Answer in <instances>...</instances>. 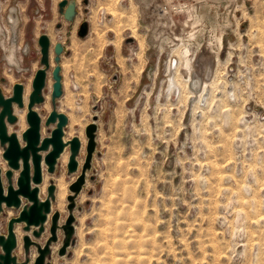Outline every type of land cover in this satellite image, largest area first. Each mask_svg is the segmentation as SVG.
<instances>
[{
    "label": "rangeland",
    "instance_id": "obj_1",
    "mask_svg": "<svg viewBox=\"0 0 264 264\" xmlns=\"http://www.w3.org/2000/svg\"><path fill=\"white\" fill-rule=\"evenodd\" d=\"M60 1L0 0L4 92L17 82L31 92L41 67L38 39L47 33L51 70L37 107L42 133L55 126L45 120L54 108V44L61 42L63 95L56 108L69 119L65 139H82L76 172L68 170L69 146L54 173L43 171L41 196L53 182L56 199L39 237L16 225L18 260L35 264L38 246L26 252L24 236L43 246L55 211L59 226L66 223L70 186L87 155L86 127L95 122L97 147L73 211L75 240L60 255L59 227L51 264H264V0H76L73 20ZM177 1L196 6L188 27V11L159 10ZM83 22L89 28L82 37ZM195 22L202 25L190 35ZM214 32L225 34L217 54ZM19 45L28 46L22 57ZM15 51L18 65H10L6 57ZM26 117L12 130L21 134ZM17 214L5 208L0 234Z\"/></svg>",
    "mask_w": 264,
    "mask_h": 264
},
{
    "label": "water",
    "instance_id": "obj_2",
    "mask_svg": "<svg viewBox=\"0 0 264 264\" xmlns=\"http://www.w3.org/2000/svg\"><path fill=\"white\" fill-rule=\"evenodd\" d=\"M59 6L68 20H73L77 13L76 0H61ZM89 24L83 22L80 26L79 35L88 33ZM133 41V39H129ZM38 43L41 51V67L36 71L32 90L25 98V84L17 82L13 85L12 93L6 95L0 86V145L3 149L2 156L7 161L8 168L0 165V215L5 208H13L18 211L17 216L11 217L8 222L6 234H0V264H25L18 260L14 253L18 247V234L16 225L23 224V229L32 231L33 235L39 237L45 230L46 222L52 213V203L56 199V184L51 182L48 186V194L45 198L40 195L41 185L44 181V166L49 173H54L56 165L66 147H70L68 170L76 172L80 162L78 155L82 148L80 137L75 136L70 140L65 139V126L68 124V116L59 112L56 108V100L63 95V76L61 56L65 51V44L58 42L54 44L56 65L52 69L54 79L52 89L53 109L45 120L46 126L55 125L50 129V134L44 136L43 118L37 110L38 105L45 102V88L48 83V74L51 70V48L52 41L47 33L39 36ZM26 111V122L28 128L20 134L18 131H10V126L18 123L19 117L15 108ZM88 137L87 155L81 174L70 186L72 193L68 196L69 216L66 223L59 226L60 213L55 211L51 220V237L42 246L35 242L30 234L24 236V247L26 252L32 244L38 246L39 255L35 264H51L48 255L51 253L52 242L58 239L57 231L62 227L65 231V239L60 250V255L67 253L68 247L74 243L76 197L86 182V174L91 168L94 152L96 151L97 125L92 122L86 127ZM16 173L18 175L16 176ZM34 228V229H33Z\"/></svg>",
    "mask_w": 264,
    "mask_h": 264
},
{
    "label": "built area",
    "instance_id": "obj_3",
    "mask_svg": "<svg viewBox=\"0 0 264 264\" xmlns=\"http://www.w3.org/2000/svg\"><path fill=\"white\" fill-rule=\"evenodd\" d=\"M172 2L174 0H171ZM197 2V1H196ZM169 4L167 2L160 4L159 5V10L160 12H163L164 14H167L168 12L172 11L173 13H181L183 11H188L189 13V17L187 18V21L185 23L184 26L188 27L190 26L188 23L191 22V24L195 21V17L197 16V11H196V6L193 3H188V2H181V1H177V3L171 5L169 8ZM173 18V17H171ZM11 21V20H10ZM202 24L200 22H195L191 28H195L193 32H191L190 35L196 34L199 32L200 30V26ZM214 37L211 38L210 44L212 45L211 51L212 53H220V51L223 49V39H224V32H220L219 35H216L217 32H214ZM8 38L10 39V35L8 36ZM12 41L13 43H15L17 41L16 36L12 37ZM18 52L21 53L20 56L22 57V54L24 52L27 53L28 52V46L25 45H19L18 47ZM16 54V51L11 53V55L9 57H6L8 63L10 65L14 64V65H18L17 63H15L16 60H18ZM187 56H189V54H187ZM172 63L174 62V64H176L177 59L176 58H171Z\"/></svg>",
    "mask_w": 264,
    "mask_h": 264
},
{
    "label": "bare ground",
    "instance_id": "obj_4",
    "mask_svg": "<svg viewBox=\"0 0 264 264\" xmlns=\"http://www.w3.org/2000/svg\"><path fill=\"white\" fill-rule=\"evenodd\" d=\"M189 50L187 49V52H188ZM169 87L172 89V87H175V80H174V78H171L170 79V81H169ZM176 90V89H175ZM30 91V86H27V88L25 89V93L26 92H29ZM26 98V97H25ZM27 101V100H26ZM17 110V107L15 108V111ZM16 114L18 115L17 117H19V121H18V123H17V125L16 126H19V122H20V120L21 121H23L24 120V117H25V115H26V111H25V113H24V111H22L21 110V112H18L17 113V111H16ZM17 131V130H16ZM19 132V131H18ZM82 140V139H81ZM68 147H66V149H65V151L62 153V155H61V157L59 158V160L60 159H66L67 158V155H68ZM3 164V163H2ZM5 164V163H4ZM6 165V164H5ZM44 171H45V164H44ZM44 182V181H43ZM62 182V181H61ZM43 184V183H42ZM63 185V184H62ZM40 195H41V192H40ZM42 197V196H41ZM49 219H50V216H49ZM49 219H48V221H49ZM47 221V222H48ZM46 222V223H47ZM16 232L18 233V230H16Z\"/></svg>",
    "mask_w": 264,
    "mask_h": 264
},
{
    "label": "crops",
    "instance_id": "obj_5",
    "mask_svg": "<svg viewBox=\"0 0 264 264\" xmlns=\"http://www.w3.org/2000/svg\"><path fill=\"white\" fill-rule=\"evenodd\" d=\"M20 5V4H19ZM19 9L17 8V7H13L12 8V11L14 12V13H16L17 11H18ZM21 10L23 11V10H25V8H22V6H21ZM13 12H12V14H13ZM21 14H22V12H21ZM10 19V18H9ZM12 22L14 21V19H10ZM5 76V75H4ZM6 77V76H5ZM6 79H7V77H6ZM28 92H26L25 93V97H26V100L28 99ZM12 126H10V131H12V128H11ZM26 128H28V125L23 129V130H25ZM22 130V131H23ZM43 166H44V164H43Z\"/></svg>",
    "mask_w": 264,
    "mask_h": 264
},
{
    "label": "flooded vegetation",
    "instance_id": "obj_6",
    "mask_svg": "<svg viewBox=\"0 0 264 264\" xmlns=\"http://www.w3.org/2000/svg\"><path fill=\"white\" fill-rule=\"evenodd\" d=\"M0 67H1V63H0ZM6 77L4 76V75H1L0 74V86H1V88H2V90L4 91V88H3V85L5 84V83H7L6 82ZM5 93V92H4ZM6 94V93H5ZM6 95H10V94H6ZM15 125H17V124H15ZM12 126V125H11ZM14 127V126H13ZM16 131V130H15ZM0 151H2V153H3V149H2V147H1V145H0ZM1 154V153H0Z\"/></svg>",
    "mask_w": 264,
    "mask_h": 264
}]
</instances>
